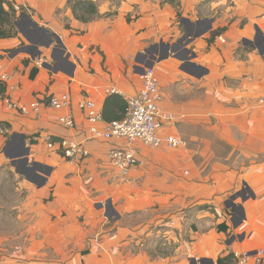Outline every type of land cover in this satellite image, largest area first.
Here are the masks:
<instances>
[{
  "label": "crops",
  "instance_id": "obj_1",
  "mask_svg": "<svg viewBox=\"0 0 264 264\" xmlns=\"http://www.w3.org/2000/svg\"><path fill=\"white\" fill-rule=\"evenodd\" d=\"M9 1L29 20L21 13L26 33L0 38L2 97L20 106L0 98V176L26 193L14 209L37 245L33 263L218 264L231 255L227 264H241L234 253L264 249V0H93L89 22L68 0ZM148 66L162 109L177 117L162 135L188 146L137 142L141 163L123 177L79 103L103 114L106 89L135 95ZM62 94L71 98L64 111L32 108ZM67 114L74 127L60 122ZM46 137L80 142L89 156L72 164ZM42 249L58 254L46 260Z\"/></svg>",
  "mask_w": 264,
  "mask_h": 264
},
{
  "label": "built area",
  "instance_id": "obj_2",
  "mask_svg": "<svg viewBox=\"0 0 264 264\" xmlns=\"http://www.w3.org/2000/svg\"><path fill=\"white\" fill-rule=\"evenodd\" d=\"M141 78L143 81L142 88L138 93L126 99V115L121 120L105 121L103 114L97 110L96 103L90 99L79 103L80 109L91 126L92 135L112 143L107 151V159L123 177L129 176L132 169L141 163L140 153L134 147L137 142L154 148L184 149L188 146V141L180 136L162 135L165 126L175 123L177 117L174 113L162 109V95L155 67H146ZM8 80L7 74H1L0 86L6 85ZM106 91L109 94H119V90L115 87L108 88ZM2 96L3 93L0 90V98L5 99L12 108H20L10 98ZM42 100L43 103L39 100L32 104L35 111H38L42 104L64 111L71 103L68 94L52 95ZM60 122L69 127L75 126V121L69 114L60 117ZM99 123L105 124L103 131L98 129ZM0 130L1 133H5L6 128L0 127ZM37 139L39 137L35 136L34 140ZM46 143L51 150H55L56 144H58L59 151L72 164L80 163L89 156V152L80 142L71 139L64 138L55 142L53 138L46 137ZM234 258L241 264L250 261L252 264H264V249L261 248L254 253L249 251L236 252Z\"/></svg>",
  "mask_w": 264,
  "mask_h": 264
},
{
  "label": "rangeland",
  "instance_id": "obj_3",
  "mask_svg": "<svg viewBox=\"0 0 264 264\" xmlns=\"http://www.w3.org/2000/svg\"><path fill=\"white\" fill-rule=\"evenodd\" d=\"M21 24L22 23L19 21L17 24V31L22 30L26 33L21 27ZM183 135L191 141L189 138L191 133H184ZM20 168H22V166ZM7 173L0 176V236H6L0 240V264H4L3 261L6 262L8 258L11 259L8 262L14 264L13 260L17 257H20L19 259L26 264H35L32 260L35 258L37 245L33 247V245L29 243L28 237L21 235L24 228L20 226L21 223L16 220L17 211L14 209L15 205L21 203L26 193L21 188L16 190L15 178ZM109 195L97 198L98 205L101 206L100 208L104 209L108 204ZM40 247H42V245H40ZM43 251L44 249L40 251V257L46 260L53 259L58 254V252L54 253L52 251L49 255H47V253L43 257L41 256Z\"/></svg>",
  "mask_w": 264,
  "mask_h": 264
},
{
  "label": "trees",
  "instance_id": "obj_4",
  "mask_svg": "<svg viewBox=\"0 0 264 264\" xmlns=\"http://www.w3.org/2000/svg\"><path fill=\"white\" fill-rule=\"evenodd\" d=\"M68 6L74 16L81 22H89L99 14V9L93 0H68ZM26 13L23 7L19 10L9 1L0 0V38H11L17 36V22L20 20V14ZM110 14V13H109ZM36 71L33 72L34 76ZM1 93L4 94L6 87L0 86ZM127 100L120 94H109L105 100L103 116L107 122L121 120L126 115ZM0 127L2 123H0ZM220 230H227V225L223 223L219 226ZM233 262V257H220L218 264H227Z\"/></svg>",
  "mask_w": 264,
  "mask_h": 264
},
{
  "label": "water",
  "instance_id": "obj_5",
  "mask_svg": "<svg viewBox=\"0 0 264 264\" xmlns=\"http://www.w3.org/2000/svg\"><path fill=\"white\" fill-rule=\"evenodd\" d=\"M25 19H28L29 20V17L27 16L26 13H22L21 14V20H25ZM21 31V30H20ZM22 33H24L23 31H21ZM31 41V39H29ZM150 67V66H149Z\"/></svg>",
  "mask_w": 264,
  "mask_h": 264
},
{
  "label": "flooded vegetation",
  "instance_id": "obj_6",
  "mask_svg": "<svg viewBox=\"0 0 264 264\" xmlns=\"http://www.w3.org/2000/svg\"><path fill=\"white\" fill-rule=\"evenodd\" d=\"M26 26V27H25ZM24 27L27 29L28 25L26 24Z\"/></svg>",
  "mask_w": 264,
  "mask_h": 264
},
{
  "label": "clouds",
  "instance_id": "obj_7",
  "mask_svg": "<svg viewBox=\"0 0 264 264\" xmlns=\"http://www.w3.org/2000/svg\"><path fill=\"white\" fill-rule=\"evenodd\" d=\"M18 9V8H17ZM106 121V120H105Z\"/></svg>",
  "mask_w": 264,
  "mask_h": 264
}]
</instances>
